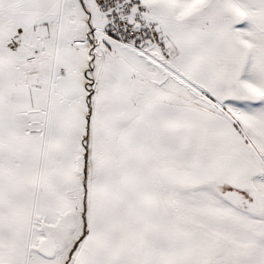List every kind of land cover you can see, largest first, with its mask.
<instances>
[{
  "label": "snow or ice",
  "instance_id": "snow-or-ice-1",
  "mask_svg": "<svg viewBox=\"0 0 264 264\" xmlns=\"http://www.w3.org/2000/svg\"><path fill=\"white\" fill-rule=\"evenodd\" d=\"M0 264H264V0H0Z\"/></svg>",
  "mask_w": 264,
  "mask_h": 264
}]
</instances>
